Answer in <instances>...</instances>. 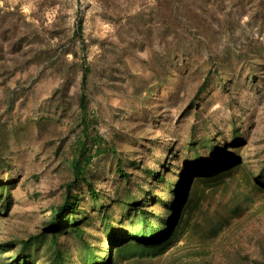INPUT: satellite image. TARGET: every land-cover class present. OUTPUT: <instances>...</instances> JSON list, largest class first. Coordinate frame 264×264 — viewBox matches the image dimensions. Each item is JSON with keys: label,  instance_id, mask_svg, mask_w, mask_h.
Masks as SVG:
<instances>
[{"label": "rangeland", "instance_id": "374dc122", "mask_svg": "<svg viewBox=\"0 0 264 264\" xmlns=\"http://www.w3.org/2000/svg\"><path fill=\"white\" fill-rule=\"evenodd\" d=\"M0 15L10 65L0 70V179L13 201L0 243L35 233L61 200L84 54L94 128L118 150L155 140L153 165L165 145L206 136L237 160L236 177L205 191L179 248L125 264H184L188 254V264H264V192L242 187L244 202L232 192L264 164V0H3ZM14 37L22 45L10 52ZM96 167L108 190L110 156Z\"/></svg>", "mask_w": 264, "mask_h": 264}, {"label": "trees", "instance_id": "16d2710c", "mask_svg": "<svg viewBox=\"0 0 264 264\" xmlns=\"http://www.w3.org/2000/svg\"><path fill=\"white\" fill-rule=\"evenodd\" d=\"M4 17L0 15V70L10 66L3 59L6 45L2 34L9 31L3 27ZM15 29L10 28L12 35ZM81 30L79 21L75 34L80 36ZM21 41L14 37L6 48L14 52ZM79 41L83 47V39ZM16 62L12 59V64ZM80 70V131L66 160L70 178L62 185L61 200L42 212L35 233L0 243V264H125L162 257L182 244L205 191L226 185L237 175L236 158L206 136L191 138L180 149L165 145L164 156L153 165L148 161L154 157L151 145L155 140L139 139L118 150L114 139L105 140L94 128L84 54ZM144 108L156 122V110L146 103ZM103 156H110L112 162L108 190L98 187L101 182L95 175L96 162ZM3 163L0 157V165ZM10 181L0 179V218L12 208ZM246 186L264 192V164L232 192L243 195ZM195 257L188 254L182 260L188 264Z\"/></svg>", "mask_w": 264, "mask_h": 264}, {"label": "bare ground", "instance_id": "6f19581e", "mask_svg": "<svg viewBox=\"0 0 264 264\" xmlns=\"http://www.w3.org/2000/svg\"><path fill=\"white\" fill-rule=\"evenodd\" d=\"M236 199H238L239 201H245L244 196H242V194L239 192L236 196H234Z\"/></svg>", "mask_w": 264, "mask_h": 264}, {"label": "clouds", "instance_id": "9594fccd", "mask_svg": "<svg viewBox=\"0 0 264 264\" xmlns=\"http://www.w3.org/2000/svg\"><path fill=\"white\" fill-rule=\"evenodd\" d=\"M0 6H3V0H0ZM26 11V9H25Z\"/></svg>", "mask_w": 264, "mask_h": 264}]
</instances>
